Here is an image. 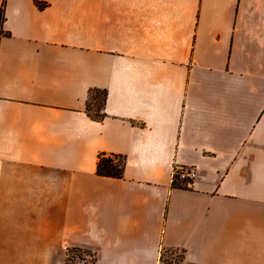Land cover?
I'll return each mask as SVG.
<instances>
[{
    "label": "crops",
    "instance_id": "1",
    "mask_svg": "<svg viewBox=\"0 0 264 264\" xmlns=\"http://www.w3.org/2000/svg\"><path fill=\"white\" fill-rule=\"evenodd\" d=\"M0 8V264H264V0Z\"/></svg>",
    "mask_w": 264,
    "mask_h": 264
},
{
    "label": "trees",
    "instance_id": "2",
    "mask_svg": "<svg viewBox=\"0 0 264 264\" xmlns=\"http://www.w3.org/2000/svg\"><path fill=\"white\" fill-rule=\"evenodd\" d=\"M4 21L3 11L0 8V26H2ZM103 99L100 105H103ZM98 101V100H97ZM124 169V159L121 156L115 154H101L98 159L97 172L105 176L118 177L121 176ZM87 252L85 249L78 247H69L67 249V255L64 264H69L72 259L77 257V259L82 260L84 253ZM74 256H71L72 254ZM74 257V258H73ZM184 257V251L178 248H163L160 254V264H179Z\"/></svg>",
    "mask_w": 264,
    "mask_h": 264
},
{
    "label": "built area",
    "instance_id": "3",
    "mask_svg": "<svg viewBox=\"0 0 264 264\" xmlns=\"http://www.w3.org/2000/svg\"><path fill=\"white\" fill-rule=\"evenodd\" d=\"M196 176V169L193 166L176 167L173 171V179L187 181L190 183ZM68 249V248H67ZM82 263L79 264H96V255L92 250L84 253Z\"/></svg>",
    "mask_w": 264,
    "mask_h": 264
},
{
    "label": "rangeland",
    "instance_id": "4",
    "mask_svg": "<svg viewBox=\"0 0 264 264\" xmlns=\"http://www.w3.org/2000/svg\"><path fill=\"white\" fill-rule=\"evenodd\" d=\"M102 98H103V96L101 95V96L99 97L98 101L96 102V109H97V108H100V105H99V104H101V102H102ZM91 103H92V102H91ZM94 105H95V104H94ZM71 254H72V253H71ZM71 256H74V255L72 254ZM73 258H74V257H73ZM79 263H82V261H81L80 259H77L76 256H75L74 259H72L71 262H69V264H79ZM163 264H166V263H163Z\"/></svg>",
    "mask_w": 264,
    "mask_h": 264
}]
</instances>
